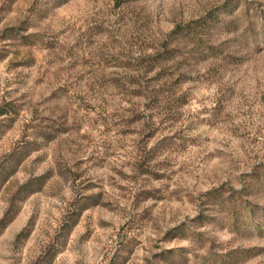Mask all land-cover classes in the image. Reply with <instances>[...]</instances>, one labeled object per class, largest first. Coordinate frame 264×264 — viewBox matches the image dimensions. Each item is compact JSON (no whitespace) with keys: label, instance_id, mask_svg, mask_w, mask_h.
Returning a JSON list of instances; mask_svg holds the SVG:
<instances>
[{"label":"rangeland","instance_id":"1","mask_svg":"<svg viewBox=\"0 0 264 264\" xmlns=\"http://www.w3.org/2000/svg\"><path fill=\"white\" fill-rule=\"evenodd\" d=\"M0 264H264V0H0Z\"/></svg>","mask_w":264,"mask_h":264},{"label":"trees","instance_id":"2","mask_svg":"<svg viewBox=\"0 0 264 264\" xmlns=\"http://www.w3.org/2000/svg\"><path fill=\"white\" fill-rule=\"evenodd\" d=\"M176 31H177L176 29L173 30L174 33H175ZM173 32H172V33H173ZM197 38H198V39H201V38H199V37H197Z\"/></svg>","mask_w":264,"mask_h":264}]
</instances>
